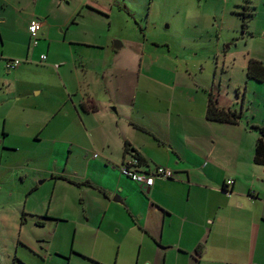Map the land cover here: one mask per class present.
I'll use <instances>...</instances> for the list:
<instances>
[{
    "label": "crops",
    "instance_id": "obj_1",
    "mask_svg": "<svg viewBox=\"0 0 264 264\" xmlns=\"http://www.w3.org/2000/svg\"><path fill=\"white\" fill-rule=\"evenodd\" d=\"M65 1L55 0L59 12L16 20L17 28L22 26L24 41L17 43L20 52L15 58L23 63L13 69L21 81L15 86L13 101L24 111L19 119H79L58 123L64 135L55 137V143L74 145L68 147L67 165L72 160L78 166L83 159L84 168L78 171L66 167L54 172L46 167H29L28 158L32 160L34 153L21 148L17 154L27 151L26 157L19 159L23 162L5 166L3 161L11 160L7 152L19 147L12 145L7 152L0 151V169H21L20 176L28 182L29 191L39 189L37 181L52 180L55 189L60 183L70 193L79 192L78 197L60 198L57 205L63 203L61 210L52 208L47 215L57 217V229L65 222L66 232L79 228L94 232L96 245L116 254L110 256L115 264H264V166L254 164L252 153L243 158L240 148L235 147L239 143L235 137L238 128L232 126L240 123L128 119L129 107L135 112L140 81L145 77L141 72L145 48L140 47L141 39L128 41V47L112 33L111 12L114 8L122 11L127 0H74L68 5ZM6 2L9 0H0V8ZM252 6L254 18L253 0ZM14 9L20 14L25 12L18 5ZM2 14L0 10V17ZM36 18L42 27L38 43L33 45L28 26ZM81 26L88 29L84 31L85 38L81 36ZM88 34L105 42L88 41ZM116 37L121 46L115 45ZM132 47L139 56L133 54ZM2 56L0 61L10 72L11 58ZM132 58L133 66L129 68L126 62ZM33 69L39 71L30 72ZM175 82L178 84V74L173 75ZM199 83L194 80L190 84L193 93L215 95L211 88ZM169 87L174 91L175 85ZM247 121L249 127L256 124ZM213 131L222 133L227 140L218 139ZM134 156L141 158V169L164 166L174 171V177H156L152 187L141 186L120 170L121 164ZM224 160L230 162L226 164ZM231 180L234 182L229 184ZM0 181L5 182L3 178ZM15 195L11 191L8 206L0 210V264H23L18 253L21 239L24 241L25 216H40L26 213V197L25 201L20 198L23 206L18 202L9 206ZM73 201L78 204L77 212L70 210L69 203ZM110 234L116 238L106 239ZM69 247L68 257L66 247L60 252L46 250L41 256L42 264L52 260L50 251L70 264L75 239Z\"/></svg>",
    "mask_w": 264,
    "mask_h": 264
},
{
    "label": "rangeland",
    "instance_id": "obj_2",
    "mask_svg": "<svg viewBox=\"0 0 264 264\" xmlns=\"http://www.w3.org/2000/svg\"><path fill=\"white\" fill-rule=\"evenodd\" d=\"M72 1L74 0H66L65 3L68 5ZM17 2L18 0H9L5 6L2 5L4 8H0L4 13L0 17V58L4 55L5 58L18 59L15 58L20 52L17 43L23 42L24 36L22 26L17 28L16 20L24 21V18L32 14L59 12L55 0H21L20 4ZM87 2L95 3V0ZM127 3L122 11L115 8L110 11L113 20L112 33L120 40L123 39L126 45L133 38L141 39L143 42L140 47L144 45L145 48L141 71L145 77L140 81L141 91L136 99L135 112L129 107L127 118L207 119L205 114L209 93L206 92L207 96L204 97L203 91H200L202 94L193 93L190 87L194 80L200 81V86L207 85L214 91L220 105L227 109L243 110L240 124L232 126L238 128L235 137L239 143L235 147L240 148L243 158L251 153L253 157L259 134L249 127L247 120L256 124L263 123L264 84L247 77V64L249 58L254 57L264 62V0H253L256 7L254 18L250 15L245 20L242 15L244 5H248L245 0H127ZM15 5L21 6L25 11L21 13L22 16L14 9ZM249 5L252 6V0ZM82 26L81 36L85 38L84 31L88 29ZM117 37L115 41H119ZM86 40L105 42L99 37L93 38L92 34L86 35ZM132 49L136 55V48ZM130 54L131 51L127 54L128 57ZM131 60L134 59L126 62L129 68L133 66ZM139 64L140 59L137 62ZM13 69L7 72L4 63L0 61V151L7 152L10 146H19L14 147L15 152H7L11 160H4L3 165L22 163L23 159H19L26 157L27 151L17 154L21 148L34 153L32 160L28 158L29 167H46L54 172H60L66 167L68 170L77 168L78 171L84 168L81 164L83 159L79 160L78 166H74L72 160L67 165L68 147L73 148L74 145L55 143V137L64 135L56 125L62 121L78 122L79 119H19L24 111L21 112L13 100L15 86H19L21 81L16 79L18 75ZM35 71L39 70L33 69L30 72ZM176 74L178 84L173 83V75L175 77ZM149 77L153 79L150 80ZM156 81L166 86L159 85ZM171 85H175L174 91L170 89ZM199 89L202 90L201 87ZM27 113L29 115V110ZM52 128L55 130L52 131ZM213 132L218 135V139L227 140L222 133ZM41 151H47V154ZM229 162L230 160H224L226 164ZM22 173L21 169L15 172L0 169V179L5 180L2 184L0 181V191L3 192L0 196V210L3 206H8V195L15 191L16 195L9 206L14 202L23 206L19 201L20 198L25 201L26 197V213L40 215L25 216L27 223L23 226L22 234L25 242L21 239L18 253L23 264H42L41 256L46 254V250L60 252L65 247L64 252L68 257L70 253L67 250L74 239L73 261L70 264H115L110 256L116 254L96 245L94 232L84 231L82 228L66 232L63 228L65 222L57 229L60 224L57 217L47 215V212L52 213V208L61 210L63 203L57 205L60 198L67 195L78 197L79 192L70 193L68 189L60 187V183H57L55 189L52 180L45 183L37 181L36 186L39 189L29 191L28 182L23 181L20 176ZM80 173L84 174L85 170ZM69 204L70 210L77 212L78 204L75 201L72 205ZM110 238L116 236L110 234L106 237ZM53 251L49 252V259H52L49 264H66L63 262L65 258Z\"/></svg>",
    "mask_w": 264,
    "mask_h": 264
},
{
    "label": "trees",
    "instance_id": "obj_3",
    "mask_svg": "<svg viewBox=\"0 0 264 264\" xmlns=\"http://www.w3.org/2000/svg\"><path fill=\"white\" fill-rule=\"evenodd\" d=\"M251 0H245L243 19L252 15L253 6L249 5ZM247 77L257 82L264 83V63L261 60L255 58H249L247 65ZM243 110L238 111L236 109H227L221 107L218 103V98L210 93L208 107L206 111V118L211 121L239 124L242 119ZM252 130L258 132L259 136L256 140L253 154V162L256 165L264 166V123L252 124L250 126ZM139 157V156H138ZM141 160V158L139 157Z\"/></svg>",
    "mask_w": 264,
    "mask_h": 264
},
{
    "label": "built area",
    "instance_id": "obj_4",
    "mask_svg": "<svg viewBox=\"0 0 264 264\" xmlns=\"http://www.w3.org/2000/svg\"><path fill=\"white\" fill-rule=\"evenodd\" d=\"M42 27L41 20L36 18L32 19L29 23V33L31 36L32 44L36 45L38 43V36L40 29ZM42 59H46V55L42 56ZM22 60L13 59L8 61V67L13 69L16 68ZM141 161L137 157H133L125 163H122L120 170L124 176H127L131 180L139 183L141 186L150 188L154 185L156 177H161L164 180H169L174 177V171L170 168L164 166H156L151 170H143L140 168ZM234 181H229V184Z\"/></svg>",
    "mask_w": 264,
    "mask_h": 264
},
{
    "label": "water",
    "instance_id": "obj_5",
    "mask_svg": "<svg viewBox=\"0 0 264 264\" xmlns=\"http://www.w3.org/2000/svg\"><path fill=\"white\" fill-rule=\"evenodd\" d=\"M115 45L118 47V46H121V43H119L118 41H116Z\"/></svg>",
    "mask_w": 264,
    "mask_h": 264
}]
</instances>
